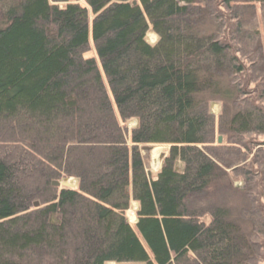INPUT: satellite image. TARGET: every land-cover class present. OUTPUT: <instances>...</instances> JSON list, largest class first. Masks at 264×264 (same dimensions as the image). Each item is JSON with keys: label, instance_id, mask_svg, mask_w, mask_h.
Returning <instances> with one entry per match:
<instances>
[{"label": "trees", "instance_id": "obj_1", "mask_svg": "<svg viewBox=\"0 0 264 264\" xmlns=\"http://www.w3.org/2000/svg\"><path fill=\"white\" fill-rule=\"evenodd\" d=\"M256 4L264 12V0H0V264H264L250 171L251 229L223 206L209 223L188 207L264 135V108L240 101L243 76L264 96L262 45L243 31ZM213 100L236 106L228 128ZM150 144L171 145L156 175L139 149ZM70 176L76 189L54 184Z\"/></svg>", "mask_w": 264, "mask_h": 264}, {"label": "rangeland", "instance_id": "obj_2", "mask_svg": "<svg viewBox=\"0 0 264 264\" xmlns=\"http://www.w3.org/2000/svg\"><path fill=\"white\" fill-rule=\"evenodd\" d=\"M247 3L252 4V2H247ZM256 5H257L256 9L250 8L248 10V15L246 16L244 22L243 31L245 32L248 31L249 33L258 35L260 39V44L262 45V49L260 50V52H262L261 57L264 59V12L263 10H261L260 4H256ZM204 17H206L205 18L206 20L210 19L208 12L203 13V18ZM251 18H253L252 25L247 26ZM205 22L207 28L205 30L208 31L209 33H212L213 28L210 22L208 21ZM147 40L151 44H156L157 41L159 40V36L156 33H154L152 30H150L148 31L147 34ZM249 49H253V48L250 47ZM93 53H94L93 50L90 51V54ZM240 59L242 60L243 64L246 65L247 68H250L252 62L250 61V58L247 55L240 57ZM263 59L257 58L254 60L262 61ZM261 65L263 66V64ZM260 70H261L260 67H256L255 65L253 66V72H258L255 75H258L260 73L259 72ZM243 79L244 82L241 83V87L242 89L245 90L246 94H243V96L240 99L242 105L244 106L247 105L248 103H253V104L256 103L260 105L262 108H264V96L263 98L261 96L260 97L258 96L257 82L250 81V78H247V76H243ZM254 80H256V78ZM261 81L264 83L263 78ZM259 87L262 89L263 85H260ZM226 103L228 105H226L224 102L220 100H213L210 103V110L216 117L217 130H219L220 126L222 125L228 128L226 121L227 119L226 114L230 112L232 114L235 110L236 107L235 105H232L228 102ZM137 123L138 122L135 119L129 121L127 123L128 130L136 127ZM216 137H217L216 139L217 142L219 137L222 138V141L226 139V137L221 135L219 131L216 133ZM243 137H245V135ZM247 139L248 140L246 143L248 146V154L246 152L244 153L245 163L240 162L236 164V166L226 169L227 171L226 176L218 175L214 180L213 185L204 194L192 197L188 203V207L190 209L199 212V214L201 213L203 214L202 219L207 223H209L211 220L209 215V211L211 210V208L217 206H223L228 209L231 218L236 222L240 223L245 230L251 229V226L253 225V223L250 220H247L249 217L246 216V211H248V208L252 205L251 203L252 199L247 194L246 191L247 185L245 182L246 176L244 177L243 173L245 172L247 175V172L250 171L252 174V178L254 177V179L257 181L260 191L262 192L264 190V168H262L255 162V154L259 153L260 149H264V146L261 144V142L264 141V135L251 134L247 136ZM128 144L131 146V143L129 141ZM236 147L243 148L240 145H236ZM139 149L144 157V162L147 172L156 175L161 170L165 157L169 155L171 145L150 144L149 148L147 149H143V147L141 146H139ZM232 157L233 155L230 154L226 155L227 159H230ZM242 167L245 168L244 170H242V172H238L237 175L235 172L233 173L234 169L236 171L237 169L240 170ZM66 179H64L63 177L59 179L61 182L60 187L66 186V188H73V189H76L78 187L79 182L76 177L70 176ZM254 196L259 197V200L258 199L257 200L261 203L260 196L257 194H254ZM137 210H138V204L135 201H132L131 207L126 213V217L127 220L134 225L136 224L138 219L136 215ZM110 264H114V263H110Z\"/></svg>", "mask_w": 264, "mask_h": 264}, {"label": "water", "instance_id": "obj_3", "mask_svg": "<svg viewBox=\"0 0 264 264\" xmlns=\"http://www.w3.org/2000/svg\"><path fill=\"white\" fill-rule=\"evenodd\" d=\"M218 141H219V143H221L222 138L219 137ZM145 148H147V147H145ZM54 184L57 185V186H59L61 183H60L59 181H55ZM38 204H39L38 202L35 203L36 206H37Z\"/></svg>", "mask_w": 264, "mask_h": 264}, {"label": "bare ground", "instance_id": "obj_4", "mask_svg": "<svg viewBox=\"0 0 264 264\" xmlns=\"http://www.w3.org/2000/svg\"><path fill=\"white\" fill-rule=\"evenodd\" d=\"M66 187V186H65ZM134 218V217H133ZM135 219V218H134Z\"/></svg>", "mask_w": 264, "mask_h": 264}]
</instances>
